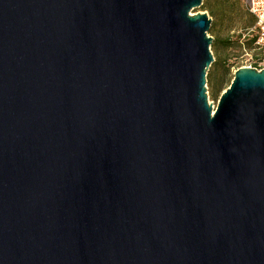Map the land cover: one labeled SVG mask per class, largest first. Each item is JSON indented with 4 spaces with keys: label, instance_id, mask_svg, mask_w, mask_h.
<instances>
[{
    "label": "water",
    "instance_id": "95a60500",
    "mask_svg": "<svg viewBox=\"0 0 264 264\" xmlns=\"http://www.w3.org/2000/svg\"><path fill=\"white\" fill-rule=\"evenodd\" d=\"M204 0H0V264H264V68L209 102Z\"/></svg>",
    "mask_w": 264,
    "mask_h": 264
},
{
    "label": "rangeland",
    "instance_id": "374dc122",
    "mask_svg": "<svg viewBox=\"0 0 264 264\" xmlns=\"http://www.w3.org/2000/svg\"><path fill=\"white\" fill-rule=\"evenodd\" d=\"M210 8L217 16L211 17V10L198 7L193 13H207L212 19L209 34L217 39L229 38L230 47L214 46L212 52L215 56L208 74L212 75V83L207 82L209 102L216 108L223 92L231 85L235 72L245 66L264 68V49L249 44L253 38L250 29L255 28V18L248 12L244 0H210ZM212 30V31H211ZM258 54L257 57L252 58ZM257 66V67H256ZM222 82V84H221Z\"/></svg>",
    "mask_w": 264,
    "mask_h": 264
},
{
    "label": "built area",
    "instance_id": "2783aa9c",
    "mask_svg": "<svg viewBox=\"0 0 264 264\" xmlns=\"http://www.w3.org/2000/svg\"><path fill=\"white\" fill-rule=\"evenodd\" d=\"M244 3L248 12L256 21L255 28L250 29L247 35L252 33V37L256 39L255 44L264 49V0H244ZM252 58H254L253 55ZM249 67L252 66L250 65Z\"/></svg>",
    "mask_w": 264,
    "mask_h": 264
},
{
    "label": "trees",
    "instance_id": "16d2710c",
    "mask_svg": "<svg viewBox=\"0 0 264 264\" xmlns=\"http://www.w3.org/2000/svg\"><path fill=\"white\" fill-rule=\"evenodd\" d=\"M209 3H210V0H204V2H203V5L201 6L203 9H205V10H211V17H214V16H217V14H216V12L215 11H213L211 8H210V5H209ZM256 22V21H255ZM212 31V30H211ZM255 41H256V39L255 38H253V39H251L250 40V42H249V44L251 45V46H255V47H257L256 46V44H255ZM217 45H220V46H225V47H230L231 45H232V42H231V40L229 39V38H226V39H217V38H214V41H213V47L214 46H217ZM261 47H259V49H260ZM255 57H257L258 59H260V56H258V54H255V56H254V58ZM257 67V66H256ZM208 83H212V75L209 73L208 74ZM221 84H222V82H221Z\"/></svg>",
    "mask_w": 264,
    "mask_h": 264
}]
</instances>
